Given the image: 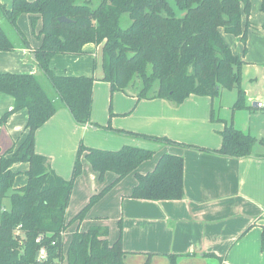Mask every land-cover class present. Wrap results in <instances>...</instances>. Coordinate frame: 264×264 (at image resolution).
Here are the masks:
<instances>
[{
	"label": "trees",
	"instance_id": "1",
	"mask_svg": "<svg viewBox=\"0 0 264 264\" xmlns=\"http://www.w3.org/2000/svg\"><path fill=\"white\" fill-rule=\"evenodd\" d=\"M259 1L264 13V0ZM175 8L183 16L176 17ZM250 9V0H12L10 8L0 4V18L15 34L10 38L0 24V51L30 49L16 25L20 15H29L32 24L41 22L40 45L33 50L41 77L0 73V93L14 99L12 110L0 118V128L12 113L27 112L24 140L0 155V264H37L35 255L40 246L47 249L45 264H55L56 260L58 264H123L126 252L122 248L121 219L113 243L107 239V226L91 225L73 233L63 254L62 235L68 227L65 213L73 181L81 173L80 155L84 154L100 180L106 173L115 178L90 198L74 222L80 223L94 203L131 173L136 183L128 198L177 201L184 196L182 157L162 154L152 171L139 174L136 169L154 152L136 146L124 145L117 151L80 146L69 180L51 169L47 158L35 151V133L62 108L76 124L90 123L94 83L92 77L56 76L50 68L51 59L56 55H81L85 45L94 44L101 46L102 81L109 84L112 93H128L139 82L138 100L162 99L180 105L192 95L214 99L220 90H236L233 110H242L246 101L241 87L244 62L232 53L222 35L235 36L245 52ZM124 14L130 20L126 28L120 25ZM59 17L72 22L60 23ZM115 131L228 158L249 156L256 142L232 125L220 132L218 149ZM259 142L264 144V139ZM17 163L28 165L27 183L14 188L12 166ZM38 237L41 244L35 242ZM170 264H174L173 256Z\"/></svg>",
	"mask_w": 264,
	"mask_h": 264
},
{
	"label": "crops",
	"instance_id": "2",
	"mask_svg": "<svg viewBox=\"0 0 264 264\" xmlns=\"http://www.w3.org/2000/svg\"><path fill=\"white\" fill-rule=\"evenodd\" d=\"M11 3L12 0H0V4L6 8H10ZM249 21L252 23L249 28L252 38L248 37L246 40V52L241 56L244 62L242 86L246 101L245 108L241 110L243 112H239L236 120L227 121L222 117L223 114L219 117L213 114L211 119L207 100L209 97L192 95L180 105H174L162 99L138 100L133 91L120 92L137 105V110L132 115H143L139 126L128 127L138 132L208 149H218L221 146L220 132L226 125H232L256 139L251 154L244 158L222 157L210 152L160 143L159 148L142 142L131 143L142 148H156V159L166 153L182 157L184 196L177 201H146L128 198L130 191L127 190L117 197L116 202L121 210L122 248L126 252L123 264H126L131 255L141 254L140 252L151 254L153 262L162 260V264H168V260L159 257L165 254L181 256L179 259L187 261V264H264V250L261 249V234L264 230V144L259 142L264 139V111L255 108V102L264 99V90H257L264 86V69L257 66L264 65V44L261 38L255 40L254 37H259L258 31L252 17ZM255 41L258 43L257 47L253 44ZM39 45L40 42L30 46V49L0 51V73L33 74L41 77L36 61L32 58L33 50ZM98 48L101 50V46L88 44L84 46L80 56L65 55L71 61V69L65 70L67 74L62 75L58 62H55L60 55L51 59L50 68L59 77H66L68 74L73 77L92 75L94 97L97 90L109 87L108 83L98 81H102L103 77L101 51L100 72L96 73L95 60L91 68V59H96V54L91 50ZM250 49L253 50L252 54ZM93 76L99 79L96 80ZM116 96L117 94L115 99ZM13 106L14 99L0 93V118L11 111ZM222 110L225 107H221ZM234 111L231 107L232 114ZM26 121V110H19L12 113L1 126L0 145L5 146L4 150L24 140ZM73 122L68 110L59 109L36 131V153L52 156L57 153L58 144L62 145V155L73 151L67 136ZM76 125L97 131L89 123ZM124 142L129 143V140ZM67 159L70 160V157ZM49 164L53 169L52 163ZM141 165L136 173L149 172L141 170ZM14 166L19 168L23 163H17L12 168ZM26 166L28 169V165ZM129 175L134 177V186L135 175ZM99 218L102 217L96 216L92 225L106 224L107 220ZM109 234L110 232L108 236Z\"/></svg>",
	"mask_w": 264,
	"mask_h": 264
},
{
	"label": "rangeland",
	"instance_id": "3",
	"mask_svg": "<svg viewBox=\"0 0 264 264\" xmlns=\"http://www.w3.org/2000/svg\"><path fill=\"white\" fill-rule=\"evenodd\" d=\"M34 1V0H28ZM250 17H252L253 24L256 25V29L258 31L259 37H254L255 40H260L261 38L262 44H264V13L260 11V3L259 0H250ZM11 7V5H10ZM175 16L181 17L183 16V12L175 8ZM250 19V18H249ZM0 24L6 33L9 35L10 38H15V34L11 28V25L5 20L0 18ZM130 24V20L126 14L121 17L120 25L122 28H126ZM252 24V23H251ZM250 24V26H251ZM16 25L20 32L23 34L24 38L28 41L29 46H34L38 42L39 39V31L41 29V22L38 20L32 24L30 17L27 14H22L16 21ZM250 28V27H249ZM247 29V37H250L251 31ZM224 41L231 49L232 53L237 56H242L245 52L243 49L242 44L239 40L229 34L222 35ZM252 38V37H250ZM250 41V40H249ZM254 46L257 47V42H253ZM93 53L96 54V59L92 58V67L93 62L95 60L96 64V73L100 72V49L97 50L92 49ZM250 54H252L253 50L250 49ZM80 56V55H79ZM87 56V55H84ZM62 58V59H61ZM69 57H65V55H60L57 57L55 62H58V67L60 73L67 74L66 68L71 69V61L68 60ZM257 66L261 69H264V65L257 64ZM69 77L71 74H68ZM92 76V75H91ZM89 76V77H91ZM62 77V76H61ZM64 77V76H63ZM95 79L97 76H93ZM104 83V81H100ZM105 84V83H104ZM241 87L242 86V78H241ZM137 89H139V82H136L134 85V89H130V91L134 90L133 92L136 93ZM244 89V88H243ZM264 90V86L258 87L257 90ZM219 95L217 98L208 99L209 105V114L211 113V119H213V114L217 117L223 114V118L227 121L232 119L236 120L238 118L239 112L241 109H235L234 113L231 112V107L233 109L232 103L236 100V90H220ZM117 94L116 99L114 96ZM49 95L52 96V91H49ZM246 95V94H245ZM200 97V96H198ZM131 98L126 97L120 92H111L109 87H105V89L100 88L97 90V93L94 94L92 97V111L90 114V123L91 126L95 127L97 131L92 129H84L80 126H77L76 123H72L73 127L68 132V138L70 140V147L73 149L65 155H62L61 149L62 145L58 144L57 146V153L45 156L49 162L52 163V170L61 176L65 180H69L72 177L74 163L77 159V154L80 146H84L87 148L93 149H101V150H108V151H117L121 149L124 145H131L134 142H142L147 143L150 145H155L157 148L160 145L156 142L151 141H144L137 138H133L128 134H124L121 132H116L115 130H121L128 133H138L144 134L142 132H138L132 128V126H139L142 123V114L132 115L137 110V105ZM264 101V99L260 100ZM221 107H225V110L221 111ZM229 107V110L226 108ZM142 112V109H140ZM236 116V117H234ZM262 119V118H260ZM74 121V120H73ZM146 134V133H145ZM125 140H129V143H125ZM2 141H0V144ZM20 144H16L15 148H17ZM135 146V145H134ZM5 146L0 145V155H2L6 150H4ZM136 147H139L136 145ZM142 148V147H139ZM147 150H151L154 152V155L151 159L145 161L141 165V170L145 169V171H152L158 161L159 158L156 159V148H143ZM72 152V153H71ZM42 155V154H41ZM44 156V155H43ZM70 157V160L67 158ZM79 161L81 164V173L75 177L73 181L72 192L70 196V200L66 209L65 219L68 224V227L64 231L62 235V250L63 254L66 253L69 244L72 239V235L77 230L85 231L87 230L93 223V220H96V216H100L107 220L105 226H107L110 234L107 237L110 243H113L119 235V227L118 222L120 217V205L117 204L116 199L117 197L123 193L124 191H131L133 185V175H129L123 178L122 181L115 184L100 200L94 203L90 209L85 213L82 221L74 222V217L89 203L90 198L99 192H101L106 186L111 184L113 179L112 173H106L103 176V179L100 180L98 174L91 168L88 164L87 160L83 155L79 156ZM27 164L23 163V166L17 168L13 167L12 170L15 172L13 187H21L26 185L27 177L25 175V171L27 169ZM26 166V167H25ZM113 179V180H112ZM3 204L8 206V201L3 200ZM101 225V224H99ZM103 226V224H102ZM141 254L131 255L126 260V264H162L163 261L159 260L157 263L156 261L153 262V257L151 254H146L144 252H140ZM164 256V257H163ZM163 256H159L164 258L166 261L168 260V264L171 263V257L174 258V264H187V261L179 259L181 256L172 255V254H165ZM143 257V258H142ZM59 262L56 260L55 264Z\"/></svg>",
	"mask_w": 264,
	"mask_h": 264
},
{
	"label": "built area",
	"instance_id": "4",
	"mask_svg": "<svg viewBox=\"0 0 264 264\" xmlns=\"http://www.w3.org/2000/svg\"><path fill=\"white\" fill-rule=\"evenodd\" d=\"M255 108L258 110L264 111V101H256ZM35 242L37 244H41L42 238L38 237L35 240ZM47 256H48L47 249L44 246H40V248L37 251V255L35 257L37 264H45ZM221 264H224V263H221Z\"/></svg>",
	"mask_w": 264,
	"mask_h": 264
},
{
	"label": "water",
	"instance_id": "5",
	"mask_svg": "<svg viewBox=\"0 0 264 264\" xmlns=\"http://www.w3.org/2000/svg\"><path fill=\"white\" fill-rule=\"evenodd\" d=\"M57 20L60 23H71L72 22V20H70V19H68L66 17H59ZM32 58L35 60V55L34 54L32 55ZM36 255H37V253H36Z\"/></svg>",
	"mask_w": 264,
	"mask_h": 264
}]
</instances>
